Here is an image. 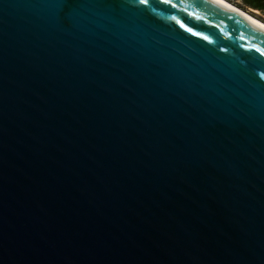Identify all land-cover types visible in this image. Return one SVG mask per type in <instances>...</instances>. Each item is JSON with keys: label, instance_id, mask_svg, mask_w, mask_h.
<instances>
[{"label": "water", "instance_id": "water-1", "mask_svg": "<svg viewBox=\"0 0 264 264\" xmlns=\"http://www.w3.org/2000/svg\"><path fill=\"white\" fill-rule=\"evenodd\" d=\"M0 264H264V29L0 0Z\"/></svg>", "mask_w": 264, "mask_h": 264}, {"label": "trees", "instance_id": "trees-1", "mask_svg": "<svg viewBox=\"0 0 264 264\" xmlns=\"http://www.w3.org/2000/svg\"><path fill=\"white\" fill-rule=\"evenodd\" d=\"M234 3L239 7L246 8L252 11H257L264 14V0H226Z\"/></svg>", "mask_w": 264, "mask_h": 264}, {"label": "bare ground", "instance_id": "bare-ground-1", "mask_svg": "<svg viewBox=\"0 0 264 264\" xmlns=\"http://www.w3.org/2000/svg\"><path fill=\"white\" fill-rule=\"evenodd\" d=\"M217 3H219L220 5H223L224 7H226L227 9H230L231 11H233L234 13H237L238 15H241L242 17L248 19L249 21H251L252 23H254L255 25L261 27L264 29V24L257 20L256 18L252 17L251 15H249L248 13L242 11L241 9L236 8L235 6H233L232 4L226 2L225 0H214Z\"/></svg>", "mask_w": 264, "mask_h": 264}, {"label": "rangeland", "instance_id": "rangeland-1", "mask_svg": "<svg viewBox=\"0 0 264 264\" xmlns=\"http://www.w3.org/2000/svg\"><path fill=\"white\" fill-rule=\"evenodd\" d=\"M226 2H228V1H226ZM228 3H230V2H228ZM230 4H232V3H230ZM232 5L235 6L236 8H238V9H241L242 11L248 13L249 15H251L252 17L256 18L257 20L261 21L264 24V14H261V13H259L257 11H252V10H249V9H246V8L239 7L236 4H234V3Z\"/></svg>", "mask_w": 264, "mask_h": 264}, {"label": "snow or ice", "instance_id": "snow-or-ice-1", "mask_svg": "<svg viewBox=\"0 0 264 264\" xmlns=\"http://www.w3.org/2000/svg\"><path fill=\"white\" fill-rule=\"evenodd\" d=\"M65 2H71V0H65ZM140 5H146L148 0H138ZM162 2L167 3V0H162Z\"/></svg>", "mask_w": 264, "mask_h": 264}]
</instances>
